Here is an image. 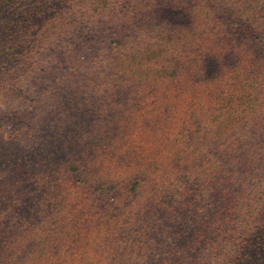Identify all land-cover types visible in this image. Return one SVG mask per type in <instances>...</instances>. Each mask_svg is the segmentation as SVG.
Instances as JSON below:
<instances>
[{
	"label": "rangeland",
	"instance_id": "1",
	"mask_svg": "<svg viewBox=\"0 0 264 264\" xmlns=\"http://www.w3.org/2000/svg\"><path fill=\"white\" fill-rule=\"evenodd\" d=\"M207 1L147 0L104 26L103 45L54 41L48 50L56 53L24 86L29 102L1 93L0 253L12 250L10 261L136 264L139 248L149 244L138 218L149 214L157 189L194 180L198 165L211 166L232 142L221 135L217 146L213 130L216 122L225 127L239 120L245 106L239 100L238 113H230L217 90L248 86L251 55L230 58V71L215 62L211 72L201 66L200 78L199 34L219 32L226 48L239 38L226 36L239 34L236 28L212 21L213 8L202 11ZM188 11L199 19L198 37L184 30ZM130 197L131 224L119 209Z\"/></svg>",
	"mask_w": 264,
	"mask_h": 264
},
{
	"label": "trees",
	"instance_id": "2",
	"mask_svg": "<svg viewBox=\"0 0 264 264\" xmlns=\"http://www.w3.org/2000/svg\"><path fill=\"white\" fill-rule=\"evenodd\" d=\"M210 2L199 6L202 11L213 8L212 21L225 30L236 28L239 34L226 36L238 35L237 42L229 41L231 48H226L219 32L213 37L202 38L203 33L198 37L194 29L199 30L200 25L195 24L199 19L189 11L182 20L184 30L201 39L199 56L206 57L198 61L200 78L204 73L201 66L211 72L215 62L220 70L230 71V58L236 60L242 52L251 55L244 68L248 86H226V92L221 86L217 90V94L225 95L222 101L230 113H238L239 100L245 108L239 120L225 127L216 122L212 136L217 146L223 140L221 135H228L232 142L223 145L211 166L198 165L194 180L189 176L187 182L180 180L157 189L152 196L149 214L138 218L149 244L139 248L136 264H264V0ZM146 6L147 0H0V86H5L0 95L29 102L24 86L36 71L46 67L41 66L46 58L56 53L52 47L48 50L54 41L103 45L109 37L104 26H112L124 11ZM187 21L191 26H186ZM211 24L206 26L207 32L214 28ZM178 68L172 73L177 75ZM212 73L209 77L215 75ZM201 137L204 146L201 142L205 138ZM131 188L136 194L138 184L133 183ZM163 193L171 197L160 198ZM111 197L113 201V194ZM131 202V197L122 198L119 205L125 214L121 220L130 224L132 214L126 210ZM14 256L12 250L0 253V264H15L10 261Z\"/></svg>",
	"mask_w": 264,
	"mask_h": 264
}]
</instances>
